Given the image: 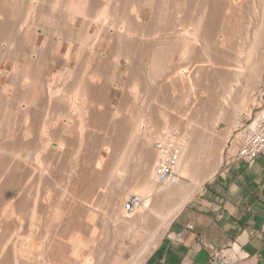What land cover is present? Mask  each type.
Segmentation results:
<instances>
[{
  "label": "bare ground",
  "instance_id": "obj_1",
  "mask_svg": "<svg viewBox=\"0 0 264 264\" xmlns=\"http://www.w3.org/2000/svg\"><path fill=\"white\" fill-rule=\"evenodd\" d=\"M24 1L0 0V264H144L256 103L264 0H46L49 13ZM124 78L137 106L170 82L160 125L146 99L127 118L104 109ZM211 108L207 127L197 119ZM103 208L113 251L107 225L97 232Z\"/></svg>",
  "mask_w": 264,
  "mask_h": 264
},
{
  "label": "crops",
  "instance_id": "obj_2",
  "mask_svg": "<svg viewBox=\"0 0 264 264\" xmlns=\"http://www.w3.org/2000/svg\"><path fill=\"white\" fill-rule=\"evenodd\" d=\"M194 197L144 264H206L229 242L241 250L237 264H264V155L225 163Z\"/></svg>",
  "mask_w": 264,
  "mask_h": 264
},
{
  "label": "rangeland",
  "instance_id": "obj_3",
  "mask_svg": "<svg viewBox=\"0 0 264 264\" xmlns=\"http://www.w3.org/2000/svg\"><path fill=\"white\" fill-rule=\"evenodd\" d=\"M29 1H30V0H29ZM47 1H48V0H47ZM47 1H46V0L44 1V2H45V3H44L45 6H46V4H48ZM24 2H25V4H27V3H28V0H25ZM46 2H47V3H46ZM45 6H43V8H45ZM46 7H47V6H46ZM49 7H50V5H49ZM49 7L45 8V9H43V10H45V11L47 12V9H48ZM49 9H53V8L50 7ZM49 9H48V12H47V13H49V12L51 11V10H49ZM31 10L33 11V13H34V11L37 12V11L34 9V7H32V6H31ZM54 10H55L56 12H57V11L59 12V10H57V9H54ZM45 11H44V12H45ZM55 11H54V14L56 13ZM171 13H172V12H171ZM34 14L37 15V13H34ZM169 15H170V13H169ZM45 17H46V16H44V17L42 16V18H43L42 20H44ZM48 17H49V16H48ZM57 17L60 18V16H59L58 14H57ZM54 18H55V15H54ZM64 18H66V17H63V18H62L63 20H62V19H59V20H61V21L64 23V21H66ZM42 20H41V21H42ZM55 20H58V18L54 19V23L56 22V23H59L58 25H63V26H62L63 28L66 26L65 24H62L61 21H60V22H61V24H60L59 20H58V21H55ZM56 23L54 24V26H55V27H60V28H61V26H58ZM64 25H65V26H64ZM63 28H61V30L58 29V28H54V29H56L55 32H57V33H56V36L53 37V41H55V38H56V39H57L56 42L58 43V38H59V40L62 39L63 37H65V36H66V38H68V36H67L68 34L65 35V34H66L65 31H67V29H64L65 31L63 30V33H61ZM66 28H67V27H66ZM58 30H60L61 32L58 31ZM58 32H59V33H58ZM64 32H65V34H64ZM60 33L63 35V37L60 35L61 38L59 37V34H60ZM57 34H58V36H57ZM54 43H55V42H54ZM65 43H66V42H65ZM65 43H64V44H65ZM64 44H63V43L61 44L62 47L60 46V49H59V47L57 46L56 50L58 49V50L60 51V53H66V51H67V45L65 44V45H66V46H65ZM63 45H64V46H63ZM54 47H56V46H54ZM53 49H54V48H53ZM53 49H52V51L54 52L55 50H53ZM47 50H49V49H47ZM59 51H58V53H59ZM175 57H176V58H175ZM178 60H179L178 55H175V56L172 58V65H174L175 63H177ZM175 61H176V62H175ZM169 67H170V66H169ZM61 68H62V66L60 67V69H61ZM167 70L170 72L169 69H167ZM168 71H165V72L168 74ZM167 74H164V76H166ZM161 79H162V78L159 79L160 81L157 80V82L159 83V82L162 81L163 83L161 82V84H163L164 86L162 87L160 83H159V84L157 83L158 86H160V87L157 86L156 88H157V89L160 88V90H161V92H160V90H158L159 93H158V91H157V94H159V95L156 96L157 99H156V97H155V99H156L157 102L154 101V98L151 99L149 95L143 94V96L146 95V96L149 98V99H148V98H145V97H141L142 95H140V94H142V93H139L140 96H139L138 93H137L136 98L134 97V100H136L137 103H138V100H137V99L140 98L141 100L139 99L138 106H137V104L135 105V103L132 104L134 101L131 102V100H133V98L131 97V94H133V93L130 92L131 90H128V89H132V88H129V87H130L129 83H128V85H125V84H127V82H126V79L124 78V79H122V81H121V88H120V89L113 90V93L115 92L116 94H115V96H114L113 93L110 95V97H109V100H110V101H109V105H108V106H104V109H109V110H111V111H113V110H114V111H120V109L122 108V109H124V111L121 109V111H120V116L122 115L121 117H123L124 114H125V115L128 114L127 116L124 115V116H125L124 118H127L128 116L133 115V113H134L135 110H134V111H132V110H133L134 107H136V106H137L136 108L139 107V109H136V108H134V109H136V110H138V111L140 112V110L142 111V109H145V108H146V103H147V105H148V108H147V109H152V110H148V111H150L149 113L152 114L154 117H155V114H156V115L158 114V117H156V119H157V118L159 119V117H160V116H159V113L161 112V110H162V111H166V113H167V111H168L169 108L171 107V108H170V111L168 112V114H169V113L172 111V110H171V109H172V106L175 105L176 98H175V101H174L173 99H171V97H173V95H171V93H170L171 91H170L169 93H167V92H168L167 90H170V88H169V87H170V86H169L170 82H165V81H163V80H161ZM210 80H212V79H210ZM210 80L208 79V81L205 83L206 88H208V89H209V88H210V89H215L216 86H214V85H215L216 83H217V84L219 83L218 86H220V87H218V89L221 90V88L224 87V85H223L219 80H217V79H213L214 81H213V80L210 81ZM216 80H217L218 82H217ZM209 81H210V82H209ZM164 82H165V83H164ZM214 82H215V83H214ZM262 82H263V83H261V84L257 87V89H256V94H255V100H256V103H255L253 106H251L252 111L249 112V116H247V118L244 116L245 119H244L243 121L240 120V119H238V120H240V123L236 126L235 131L233 130V134H231V136H230L231 138L229 137V140L226 141V143H225V145H224L225 148H223V150H222V159H223V162H221V166H219V168H218L219 170L223 167V165H224L226 162H229V161H230V160H229V161L226 160V159H227V158H226V156H227V152H226V150H227V148L229 147L230 142L233 140L234 136L237 135V134L239 133V131L241 130V127H242L243 124L248 123V120H253V119H255L256 115H258L259 111H261V109L263 108V105H264V77H263V81H262ZM167 83H169L168 86L165 85V84H167ZM220 83H221V85H220ZM209 84H210L212 87H211ZM212 84H214V85H212ZM217 84H216V85H217ZM124 85H125V86H124ZM207 85H208V86H207ZM165 86H167V87H165ZM213 86H214V87H213ZM221 86H222V87H221ZM164 87H165V89H164ZM127 88H128V89H127ZM166 88H167V89H166ZM216 88H217V87H216ZM124 89H125V92L123 91ZM157 89H156V90H157ZM162 89H163V90H162ZM218 89H215V90H218ZM127 90L129 91V94H128V91H127ZM132 90H133V89H132ZM154 90H155V89H154ZM156 90H155V91H156ZM165 90H166V91H165ZM220 90H218L217 92H220ZM121 92H122V95H121ZM259 92H260V93H259ZM123 93H125L126 95L123 94ZM130 93H131V94H130ZM161 93H163V94L165 93V95H163V94H161ZM179 93H180V94H179ZM166 94H168V97H169L170 99L167 97ZM181 94H182V93L178 91V92H176V93L174 94V96H175V97H177V96L179 97V95H180V97H182L183 94H182V95H181ZM123 95H125V96H123ZM128 95H129V97H131V98H129ZM259 95H260V96H259ZM121 96H122V97H121ZM124 97H125V98H124ZM137 97H138V98H137ZM180 97H179V98H180ZM215 97H216V96H215ZM120 98H122V99H120ZM158 98H161V99L159 100ZM167 98H168V101H167ZM173 98H174V97H173ZM111 99H112V102H111ZM123 99H124V100H123ZM125 99H128V100H125ZM130 99H131V100H130ZM143 99H144V101L148 100V102H147V101H146V103L144 102L145 105H143ZM145 99H146V100H145ZM162 99L164 100V102H163ZM177 99H178V98H177ZM115 100H116V101H115ZM119 100L122 101V103H121L120 105H119V103H120ZM161 100H162V101H161ZM171 100H173L174 102L171 101ZM150 101H151V103H150ZM118 102H119V103H118ZM140 102H142V105H143L142 108H140V107L142 106V105H140V104H141ZM153 102H154V103H153ZM162 102H163V105H164V104L166 105V103L168 104L169 102H173V104H172V103H169V104H168L169 106H170L171 104H172V105H171L170 107H165L166 109H168V110H166V109L164 108L165 105L162 106V104H161ZM126 103H127V104H126ZM110 104H111V106H113V107H111ZM125 104H126V105H125ZM129 104H130V105H129ZM152 104H153V105H152ZM117 105H118V107H117ZM127 105H128V106H127ZM139 105H140V106H139ZM150 105H151V107H150ZM168 105H167V106H168ZM119 106H121V108H120ZM122 106H123V107H122ZM130 106H131L130 109H132V110H129V113H128V111H127L128 109L126 110V108H127V107L129 108ZM132 106H134V107L132 108ZM153 106H154V108H153ZM110 107H111V108H110ZM116 107H117V108H116ZM125 107H126V108H125ZM155 107H157V109H156ZM173 107H175V106H173ZM112 108H113V109H112ZM115 109H116V110H115ZM153 109H154V110H153ZM159 109H160V112L157 111V110H159ZM164 109H165V110H164ZM130 111H132V113H130ZM151 111H153V112L151 113ZM154 111H155L156 113H154ZM123 112H124V114H123ZM157 112H159V113H157ZM211 112H212V114H210ZM136 113H137V112L135 111L134 114H136ZM208 113H209V114H208ZM175 114H176V113L173 111V112L171 113V115H169V116H170V117L173 116V115L176 116ZM152 115H151V116H152ZM206 115H207V116H206ZM208 115H209V116H208ZM210 115H212V116H210ZM153 116H152V118H154ZM194 117H195V116H194ZM212 117H213V110H212V108H211V111H210V110L207 111V113H205L204 116L199 117V118L197 119V121L200 122V120H203V119L205 118V119H204V120H205V123H204V124L207 125V124L209 123V124L207 125V127H208V126H210V122H211ZM207 118H208V119H207ZM158 119H157V123H158V121H159ZM160 119H161V117H160ZM194 119H195V118H194ZM206 119H207V120H206ZM207 121H208V122H207ZM201 122H202V121H201ZM206 122H207V123H206ZM238 122H239V121H238ZM243 122H244V123H243ZM161 123H162V121L160 120L158 125H160ZM193 123H194V122L192 121V124H193ZM227 127H228V126H227L225 123L221 122V123L219 124V128L215 131V135H214V136H217V138H216V137H214V138H215V139H220V137L222 138V136L224 135V132H225V133L227 132ZM145 128H146V127H145ZM234 128H235V127H234ZM220 130H221V131H220ZM222 130H223V131L225 130V131L223 132ZM199 131H200V130H199ZM218 131L222 132L223 134L218 133ZM163 132H164V131H163ZM216 132H217V134H216ZM208 133H210L209 130L204 132L205 135H208ZM218 136H219V137H218ZM211 159H212V160H211ZM214 160L216 161V158H214V157H211L210 160L208 159V161H207V163H206V166H207L208 168L212 167V165H214ZM209 161H210V163H209ZM211 161H212V162H211ZM211 164H212V165H211ZM219 170H218V171H219ZM218 171H217V172H218ZM195 195H196V194H195ZM128 206H129V205H126V207H128ZM103 209H104V208H103ZM103 209L98 210L97 214L99 213V215H98V216L96 215V217H97V218H96V221H98V223H97V225H98L97 228H98V230H99V231H97V232L99 233V232L101 231V229H99V228H101V225H100L101 223H100V222H102L103 224H105V226L107 225V226H106V232H104V233H106V234H105L104 236L106 237V236L108 235L109 238H108V236H107V240H106V239H103V240H102L103 242L101 241V244L104 245V243H105L106 241L110 242V243H107V242H106L107 247H106V244H105L104 246H105V248H108L109 251H113V250L115 249V246H114L115 243H114L113 241H110V239L116 241L118 237L115 238V237H116V233H114L115 235L113 234V232H114L113 230H114V229H113V227H112V223H111V221H109V220H110V217L108 216V215H109V214H108V210H106V212H104L105 209H104V210H103ZM127 210H129V209L127 208ZM102 211H103L104 213H103ZM100 212H101V213H100ZM106 214H107V217H109L108 220H107V217L104 216V215H106ZM99 216H100V217H99ZM101 216H103L105 220L103 219V217L101 218ZM97 219H98V220H97ZM101 220H102V221H101ZM105 221H106V222H105ZM24 223H25V225H23ZM108 223H109V224H108ZM110 224H111V225H110ZM22 225H23L24 227H23ZM99 225H100V226H99ZM21 226L23 227V228H22V227L20 228V229H22V230H21L22 232L20 231L19 228H18L17 231H18V233L20 232L22 235H24L26 232L24 233L23 229H24V228L26 229L25 226H27L26 218L23 219V221H22V223H21ZM19 227H20V225H19ZM110 227H111V228H110ZM108 228L111 229L112 232H111V230H109ZM107 229L110 231V232L108 231L110 235L107 234ZM26 230H27V229H26ZM26 230H25V231H26ZM165 230H166V228L163 229V231H162L163 234H164ZM98 233H97V234H98ZM100 233L103 234V232H100ZM111 233L113 234V236H112L113 239H112V237H111ZM21 234H20V235H21ZM18 235H19V234H18ZM104 236H103V237H104ZM114 236H115V237H114ZM160 236H161V235H160ZM105 237H104V238H105ZM158 239H159V238H158ZM158 239L156 238V241H154V242H152V243H153V244H154V243H158ZM113 243H114V244H113ZM111 244H113V246H111ZM110 246H111V247H114V249L111 248ZM110 249H111V250H110Z\"/></svg>",
  "mask_w": 264,
  "mask_h": 264
},
{
  "label": "built area",
  "instance_id": "obj_4",
  "mask_svg": "<svg viewBox=\"0 0 264 264\" xmlns=\"http://www.w3.org/2000/svg\"><path fill=\"white\" fill-rule=\"evenodd\" d=\"M226 152V160H230L226 163L235 161L252 163L259 156L264 155V105L255 119L248 120V123L242 125L241 130L234 136ZM166 175L167 172L164 173L163 178ZM129 207L130 205L126 208L129 209ZM240 260V248L229 242L226 247L212 253L206 264H237Z\"/></svg>",
  "mask_w": 264,
  "mask_h": 264
}]
</instances>
